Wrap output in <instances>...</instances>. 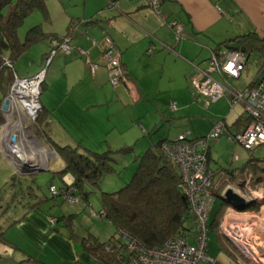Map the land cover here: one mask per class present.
I'll list each match as a JSON object with an SVG mask.
<instances>
[{"label": "crops", "instance_id": "1", "mask_svg": "<svg viewBox=\"0 0 264 264\" xmlns=\"http://www.w3.org/2000/svg\"><path fill=\"white\" fill-rule=\"evenodd\" d=\"M81 1V13L71 15L64 34H45L57 37L68 34L72 45L85 50L88 60L100 65V68L91 74L86 59L77 52L71 56L58 52L45 66L47 70L39 99L41 116L38 119L41 123L36 125L43 143L38 136L28 133L26 135L32 137L37 146L20 141L30 166L18 169V165L9 159L7 152H12V146L9 147L10 140L7 143L3 141L2 131H8L2 129L0 124V264H104L94 254L85 251L83 241L88 239L89 246H93L92 243L110 245L115 230L109 222L97 218L96 213H99L100 208L95 211L90 207V196L84 200L82 196L75 195L72 202L59 198L62 205H70L60 208H57L58 198L51 202H40L43 197L41 187L38 188L31 181L34 180L40 186L42 180L38 178L39 173L28 175L23 173V169L49 172L44 180H51V185L57 188L55 175L62 170L63 162L51 142L60 146L83 147L86 146L84 140L91 143L103 141L107 146L108 143H118L122 147L120 149L132 148L126 154L133 157V172L136 156H141L160 141H171L169 134L167 138L162 137L163 134H157L155 140H150V144L146 141L143 147L137 149L139 140L151 133L179 126V121H182L183 130L187 129L184 131L187 137H205L213 124L204 126L196 122L198 117L194 116L195 110L189 106L192 96L190 89L193 88L190 82L198 77L195 68H207L213 53L238 50L236 47H239V41L244 37L253 38L252 42L249 41L251 46L256 42L252 37L254 35L264 41V0H162L159 14L134 0ZM172 22L182 25L183 33L179 41H176L174 33L168 28V24ZM72 23L75 24L70 26ZM71 27L75 30L72 35L68 32ZM105 36L119 50L121 68L125 75V82L119 81L115 88L111 87L109 72L103 67L101 60L100 44ZM44 42L46 51L41 55L39 65L20 78L33 76L42 69L49 51L48 41ZM229 47L235 49H228ZM251 52L261 54L257 70L250 72L247 69L248 57L244 55L245 68L238 79L227 82L229 89L241 91L252 86L256 80L264 79V73H259L264 67V51H250L249 54ZM55 70L61 75L62 90L56 96L45 91V88L50 87L48 73L51 71L50 74H53ZM15 74L17 75L16 72ZM241 79L242 85L239 83ZM46 92L49 94H45ZM171 102L176 104L175 111L168 108ZM1 105L2 103L0 107ZM219 108L217 120L223 125V137L218 139H224V144H219L218 154L232 144L228 138L243 132L250 122L240 105L230 106L225 102ZM117 112V116L122 119L123 112L126 117L136 115V118L128 119L127 126L131 134L124 133L127 130L124 129L125 122L121 124L119 121L116 124L114 121L113 125L110 122V118ZM0 118L2 123H6L1 110ZM95 134L100 137L96 141ZM18 137L20 139L19 135ZM259 147V155L255 154L256 149L245 155L236 151L229 161L218 157V163L215 164L210 144H207L208 167L210 163H214V168L209 167L214 174L213 191L218 189V196L221 197L226 190L231 189L228 188V182L232 184L237 178L247 177L252 178L251 197L256 200L255 198L264 195V145ZM83 148L101 153L89 146ZM248 170L251 174H246ZM61 181L67 186L73 182V178L66 174ZM12 183L17 186H12ZM116 183L120 184L118 181ZM29 186L31 194L27 193L28 197L8 203L10 197L18 195L19 187L28 191ZM90 186L84 187L89 195L91 192L86 189ZM239 186L242 187L241 184ZM91 190L94 191L93 188ZM5 191L7 194L3 195ZM233 192L242 198L248 196L243 193V188ZM95 196L98 198L99 194L95 193ZM248 198L245 199L246 205L251 203ZM88 208L89 214L86 213ZM232 210L242 217L253 215L260 209L239 211L233 207ZM90 217L101 219L105 224H94ZM254 240L257 245H264V237L258 236L257 232L254 233ZM222 261L233 264L223 257Z\"/></svg>", "mask_w": 264, "mask_h": 264}, {"label": "built area", "instance_id": "2", "mask_svg": "<svg viewBox=\"0 0 264 264\" xmlns=\"http://www.w3.org/2000/svg\"><path fill=\"white\" fill-rule=\"evenodd\" d=\"M139 1L143 6L159 14L162 0H134ZM176 41L182 38V25L177 22L168 24ZM94 45V40L92 41ZM49 51L45 59L46 65L59 52L65 56H71L75 52L86 59L91 74H94L100 65L88 60L85 50L75 48L69 36L63 38H49ZM101 60L103 67L109 72L110 82L116 85L119 81L125 82V75L121 68L120 52L108 36H105L100 44ZM246 64L244 54L239 50L225 51L222 54L213 53L208 60V67L195 70L198 73L197 79L192 81V86L200 98L204 100L205 106L216 102L223 97H228L231 106L240 105L250 118V123L243 132L231 135L229 139L239 143L247 151L260 145H264V79L256 80L252 86L241 91L229 89L227 82L236 80L243 72ZM0 67L12 68L8 57L0 55ZM45 70V69H44ZM41 70L37 74L19 78L13 76V82L9 88V104L2 115L19 118L22 116L26 124L35 122L39 112L41 87L45 73ZM216 74L218 78L212 76ZM170 108L175 110L176 104L171 103ZM223 133V125L217 122L208 136L188 139L187 134L178 135L177 139L165 143L162 151L168 157L180 173L179 190L185 197L191 215L193 217L194 231L193 238L195 246L188 242V237L177 236L168 239L161 247L147 250L139 247L134 241L128 240L120 232L116 238H120L127 244L132 252L129 264H215V260L208 255L207 232L210 213L213 209L215 198L213 196V173L208 167L206 147L208 140L218 139ZM237 175V173H236ZM244 194L251 193L252 178L241 179ZM67 192L50 186L49 193L54 199L60 198L63 201H73L69 192L73 190L72 183L67 184ZM258 199L259 209L257 214L243 215L229 211L220 219L218 233L224 239L233 244L239 258L237 264H264V245H257L254 240L255 223H264V195Z\"/></svg>", "mask_w": 264, "mask_h": 264}, {"label": "trees", "instance_id": "3", "mask_svg": "<svg viewBox=\"0 0 264 264\" xmlns=\"http://www.w3.org/2000/svg\"><path fill=\"white\" fill-rule=\"evenodd\" d=\"M34 11L41 13L43 21L49 20L45 0H0V55H6L12 64V68L0 67V103L7 96L13 82L14 62L29 48L49 38L57 37L45 34L39 24L30 28L23 40L19 38L18 30L24 20ZM252 37L256 41L253 46L250 44L253 38L247 36L241 39L239 47H236L244 55L249 54L250 51H264V41L256 35ZM259 73H264V67L259 70ZM0 124H2L1 118ZM165 143L168 142L160 141L148 148L141 156L134 158L136 170L129 183H126L118 191L102 192L98 196L100 211L96 213L97 217L109 222L115 233L110 245L92 243L93 246H89L88 239L83 241V245L85 251L94 254L93 256L104 264H129L132 252L126 243L120 238H116L118 232L147 250L161 247L172 237H187L188 234L193 233V217L185 197L178 188L180 173L162 151ZM51 145L63 162L62 170L56 172L55 175L57 189L65 192L69 190V187L61 181L63 176L69 174L73 178L72 188L74 189V192H69L71 197L79 195L87 200L89 193L84 191L85 185L97 186L105 174L113 172L109 165L110 154L113 153L111 150L96 153L79 145L60 146L53 142ZM131 150L132 148H125L116 152L126 154ZM228 174L231 173L228 172ZM31 181L38 188L41 187L34 180ZM215 181L214 178V183H216ZM11 185L17 186L14 183ZM50 186H52L51 180L48 182V191ZM30 191L31 187L29 186L27 193L31 194ZM17 193L24 195L22 187H19ZM18 195L14 194L10 197L8 203L28 197L26 195L19 197ZM213 196L215 198L214 205L216 199L220 200V204L213 217L209 218L207 227L217 236L220 246L223 247L218 233V224L220 215L228 204L218 196V189L213 191ZM56 199L43 196L39 201L47 202ZM258 207L259 204L252 202L246 205L245 210L254 211Z\"/></svg>", "mask_w": 264, "mask_h": 264}, {"label": "rangeland", "instance_id": "4", "mask_svg": "<svg viewBox=\"0 0 264 264\" xmlns=\"http://www.w3.org/2000/svg\"><path fill=\"white\" fill-rule=\"evenodd\" d=\"M81 2H82L81 0H45V5H46V9L48 11L49 20L43 21L41 13L38 11H34L32 14H30V16L28 18H26L24 20L23 25L18 30L19 38L21 40H23L27 31L30 28H32L36 25H39V24L41 25L42 31L44 33L54 32V33H58L60 35L64 34L65 31L67 30L66 29L67 24L69 23L68 21L71 19V15H76L78 13H81V8H82ZM73 24H75V23H72L70 26H73ZM74 31L75 30H73V27L68 28V32H71V35H72V33H74ZM63 37H60V38H63ZM56 38H59V37H56ZM45 43L46 42H44V43L40 42L37 45L29 48L21 57H19L14 62L13 68H14V71L19 76V78L21 76H25L27 72L33 70L35 67L37 68V65H39V60L41 58V55L46 51V50H44L46 48ZM3 56L6 57V55H3ZM245 56L248 57L247 69L251 70L250 72L256 71L257 67H258V63L261 59V54H259L257 52H251L250 54H247V55L245 54ZM33 63H35V64H33ZM45 66H47V65H46L45 60H44V63H43L42 69H41V70L45 69L44 73H46V70H47V68ZM50 72L48 73V76L50 78L48 85L50 87L45 88V91L51 92L54 96H56V94L60 95L61 91H62L61 90V77H60L61 75H60V73H58L57 70H55V72L53 74H50ZM212 76L215 78H218L216 76V74H212ZM191 82H190V86L192 87ZM52 83H53V85H52ZM239 83L242 85V83H243L242 79L240 80ZM110 85L113 88H115L117 86V85H113L111 82H110ZM119 85H122V84L120 83ZM41 89H42V87H41ZM190 90L192 92V96H191V103L189 104V106L193 107V109L195 110L194 116L198 117L195 121L202 123L204 126H208L209 123L213 124V126L209 129V131L206 134V136H208L209 134H211L215 124L217 122H220V120H217L218 119V110H220L219 107H221L222 104H224L225 102L229 103V101L226 97H223V98L219 99L218 101L212 102L208 106H205L204 100L199 97L197 92L195 90H193V88ZM45 94L48 95L49 93L46 92ZM7 96H8V94H7ZM171 103H173V102H171ZM171 103H169L168 108L170 111H175L176 109L172 110L170 108ZM40 106H41V104H40ZM117 114H118V112L116 113L115 116H112L110 118V120H111L110 122H112V125H113L114 121H116V124L119 121H121V124L125 122L126 125H125L124 129H127V130H125L124 133L125 134H131L130 128L127 126L128 119L129 118H136V115L133 114L132 116L126 117L124 112H123V114H122L123 119H122V118H119L120 116L118 115L119 116L118 117ZM40 116H41V111L39 112V115L37 116L34 123L28 124V125L26 124V126H25V124H22V132L17 131L16 134L20 136V139L21 138L24 139V144L29 143V139H33L32 137H28L26 135L27 133H28V135H31V134H33V136L35 135L34 137L38 136L39 140L42 142V138L40 137L41 135L38 134L37 128H36V125L41 123L40 121H38L39 120L38 118H40ZM19 120H20V118H19ZM19 120H18V118H14L13 120H10V121L13 123H16V122H19ZM7 123H8V119L6 118V123L3 122L1 124L2 129L7 125ZM182 124H183V122L179 121V126H174L168 130L166 128L164 131H162L163 129H161L158 132H156V134L151 133L146 138H141L139 140L138 145H137V149L140 147H143L144 144H146V141H148L150 144V140H155L156 139L155 136L157 134H163L162 137H166V138L168 137L167 135L169 134L171 141L176 140L178 135H182V134L186 133L184 131H187V129L183 130ZM2 134H3V131H2ZM110 134L111 133H109V135ZM78 135H79V133H78ZM97 137H99V135L95 134V141H96ZM187 138L191 139L190 137H187ZM147 139H149V140H147ZM228 141L231 142L232 144H235V146L232 144H231L232 146L228 145L225 149L223 148L224 151H220L219 154H218V147H219V144H224L223 143L224 139H214V140H209L207 142V144L208 143L210 144L214 163L215 162L218 163V157H222L223 161L225 159H227L229 161L231 159V157L234 155V153H236V151L242 152L244 155L247 154L248 151H246L242 145L229 140V138H228ZM102 142L103 141H100L99 143H91L89 140L88 141L84 140V143L86 146L83 145V147L89 146V147H92L93 150L100 151L101 153L107 151L108 149L113 151V153L110 154L111 161L109 162V165L113 169V172L105 174L100 179L97 186H93V187L90 186L86 189V190L89 189L88 192L89 191L91 192L89 195L90 196L89 197V203H90V207L95 211H97L100 208L98 201H97L98 198H97V196H95V193L100 195V193L105 192V191H111V192L118 191L121 187H123L125 185L124 183L130 182L132 175H133L134 171L136 170V168H135V170L133 172L131 171V167L133 166V164H132L133 157L131 158L130 154H122V153L116 152V151H119L120 148H122L121 146H119L118 143L116 145L108 143V146H107L106 143H102ZM121 145H123V144H121ZM80 147H82V146H80ZM23 148H24V146H23ZM254 149H256L255 154L259 155L258 151L261 149V147L258 146ZM143 151L141 153H143ZM213 162L210 163L209 167L214 168V167H212V166H214ZM23 173H29V175L30 174L36 175L39 173L40 176H38V178L40 180H42V183L40 185L41 190H42L41 192L43 193L44 197L45 196L51 197L50 196L51 194L48 191V181L44 180L45 177L48 176L49 172L41 171V169H29V168H27L26 170H24ZM249 173L251 174V172L248 170L246 174H249ZM241 179L242 178H237V180L235 182H233L232 184L230 182H228V184H229L228 188H231L232 191L233 190L236 191L238 188H240L242 190V187L239 186L240 181H242ZM116 180L118 182H120V184L116 183L117 182ZM56 184H57V179H56ZM90 188L91 189L93 188L94 191H92ZM107 188L109 190H106ZM2 194L3 195L7 194V192L5 191ZM26 194H27V191H24V195H26ZM3 195L1 196V199H3ZM247 198H248V200H251V203H252V201H254L257 204H259L258 199L254 200V198H252L250 196L244 197L243 199L245 200ZM18 200H19V198H18ZM57 200H58L57 201V204H58L57 208H60L61 206H63V207L70 206L67 203H64L63 205L61 203H59L60 202L59 198ZM219 204H220V200L216 199V204L213 206V210L211 212L210 218L213 217L214 212H215V210H217V207L219 206ZM227 204L228 205L225 207V209L228 208L229 211H233L232 210V208H233L232 204H230L229 202ZM55 208H56V206H55ZM225 209L222 211V213L220 215L221 216L220 219H222V215L224 216L226 214ZM235 209H237V208H235ZM89 211H90V209L88 208L86 210V213H88ZM258 211H261V210H257L255 212V214H257ZM90 219H92V222L94 224H99L100 222H102V223L104 222L101 219H95V217H90ZM103 224H105V223H103ZM218 230H219V228H218ZM254 232H257L258 236L262 235V237H264V223H262V224L255 223ZM188 236H189L188 237L189 244L192 246H195V240L192 237L193 234L192 233L188 234ZM206 236H207L208 255L211 259L215 260V264H225L222 261V257L226 260L228 259L233 264H237V260L239 258V255H237V251L235 250L233 244L230 243L229 240L224 239L221 235H219L220 240L223 244V247H221L220 243L218 242L217 236L212 231L208 230ZM220 254H223V256H220Z\"/></svg>", "mask_w": 264, "mask_h": 264}, {"label": "bare ground", "instance_id": "5", "mask_svg": "<svg viewBox=\"0 0 264 264\" xmlns=\"http://www.w3.org/2000/svg\"><path fill=\"white\" fill-rule=\"evenodd\" d=\"M6 118L8 119V123L3 129H6L9 134L6 132H3V137H4L3 141L7 143L10 140L9 147H10V145L12 146V152H7L8 157L10 160H12L13 162H15L18 165V166L16 165L18 169L21 168L22 166H28V165L30 166L29 159L26 157V155L22 151L23 146L21 144L22 143L24 144V139H22V138L19 139L18 135L16 134L17 131L22 132V124H25V126H26V122L24 121L22 116L19 117L20 120L18 118L19 122H16V123H13L10 121V120H13L14 118L12 119L9 116H7ZM14 138H15V140L13 141ZM20 141H22L21 144H20ZM29 143L36 146L34 139H29Z\"/></svg>", "mask_w": 264, "mask_h": 264}, {"label": "water", "instance_id": "6", "mask_svg": "<svg viewBox=\"0 0 264 264\" xmlns=\"http://www.w3.org/2000/svg\"><path fill=\"white\" fill-rule=\"evenodd\" d=\"M228 49H235V48L229 47ZM8 104H9V100L5 98L2 102L0 110L5 111L7 109ZM14 140L15 138L13 139V141ZM22 167L25 168L24 166ZM220 198L224 200L225 202L227 203L229 202L230 204H232V206L237 208L239 211H242L245 209V206H246L245 200L241 198L239 195H237L236 193H234L231 189L226 190Z\"/></svg>", "mask_w": 264, "mask_h": 264}]
</instances>
